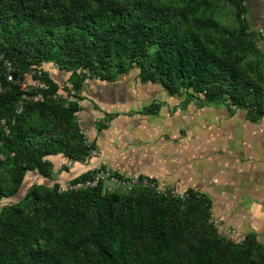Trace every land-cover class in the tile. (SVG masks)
Segmentation results:
<instances>
[{
  "label": "trees",
  "instance_id": "obj_1",
  "mask_svg": "<svg viewBox=\"0 0 264 264\" xmlns=\"http://www.w3.org/2000/svg\"><path fill=\"white\" fill-rule=\"evenodd\" d=\"M225 1L234 8L232 32L192 20L184 0H0V53L19 70L57 63L78 98L87 79L113 82L134 68L141 83L184 94L185 103L219 102L230 115L244 110L256 122L264 118V74L232 56L262 51L246 0ZM3 70L0 60V78ZM45 78L52 91L62 89ZM22 98L16 85L0 93L8 129H0V264H264V244L252 233L240 242L222 238L210 199L192 188L182 201L146 189L58 192L59 183H42L5 202L19 194L28 173L51 178V158L82 163L88 153L73 116L81 106L62 97L29 98L17 114Z\"/></svg>",
  "mask_w": 264,
  "mask_h": 264
},
{
  "label": "rangeland",
  "instance_id": "obj_2",
  "mask_svg": "<svg viewBox=\"0 0 264 264\" xmlns=\"http://www.w3.org/2000/svg\"><path fill=\"white\" fill-rule=\"evenodd\" d=\"M184 2L192 10L190 16L192 20L212 21L217 27L231 32L236 28L234 8L225 0ZM246 5L249 27L262 54L256 56L239 53L232 57L250 73L264 74V0H246ZM218 35L219 33L214 30L211 36L214 39L213 46L220 45ZM47 65L45 63L44 67ZM69 77L67 71H62L59 84L62 89L65 88L61 89L62 91L69 89L67 84ZM261 84L264 88V81ZM85 90L91 97L95 96L93 99L96 103L92 105H96V109L99 110L98 120L101 127L110 119L107 118L109 114L114 115L121 110L131 114V111L135 110L134 118L138 119V122L140 118L146 117L141 115L145 112V105L162 106L160 118L164 119L165 131L164 134L160 133L161 136H165L166 140L182 139L183 143L179 148L173 149L176 145L174 143L170 151L162 148L161 152L167 157L174 155V159L181 157L183 167L176 168L175 171L176 173L183 171L192 188L210 199L211 220L217 227L219 235L225 240L240 242L248 233H252L264 244V118L256 122L250 121L244 110H237L234 115H230L219 102L203 105L195 102L185 103L184 94L169 95L158 84L141 83L137 77V69L134 68L127 74L118 76L113 83L96 78L87 79ZM113 103L117 105L113 107ZM81 104L85 109L90 108V102L85 97ZM103 104L107 108H103ZM78 118L80 125V113ZM150 135L151 132L143 128L133 136L125 131L120 136L128 140L132 138L144 140ZM51 161L54 169L61 170V163L58 164L52 159ZM67 173L64 169L60 172L63 181L67 178ZM42 179L35 171L28 173L19 194L5 199V202H17L35 184L44 183L51 187L55 183L59 185L67 183V181L60 183L58 180L60 178L57 179L54 175L46 181ZM163 184L178 192H186L189 188L181 183Z\"/></svg>",
  "mask_w": 264,
  "mask_h": 264
},
{
  "label": "crops",
  "instance_id": "obj_3",
  "mask_svg": "<svg viewBox=\"0 0 264 264\" xmlns=\"http://www.w3.org/2000/svg\"><path fill=\"white\" fill-rule=\"evenodd\" d=\"M61 74L62 72L59 71L48 72V76L58 83V85L61 83ZM104 82L113 83L114 81ZM85 83L86 81H84L79 93L82 98L85 97L87 100H89L90 108L85 109V107L81 105V110L79 111V126L100 152L98 157L92 158L91 162L93 164L96 166L98 165L112 168L116 172L122 174L150 175L166 184L181 183L182 185H186V187H193L190 184L191 182L188 183V177L185 178V173L183 171L177 173L175 171L176 168L183 167V160L181 157L174 159V155L172 157H167L161 152L162 148L163 150L165 149V151H170V147L172 148L174 143L177 146L174 145L175 147L173 149L176 147L179 148V146L183 143L182 139L166 140L165 136H161V134H164L165 131L164 119H161L162 117L160 116L162 106H159L153 113H147L145 110V112L141 115H145L146 117L140 118L141 120L138 122V119L134 118L135 113L133 111L135 110H132L131 114H127L122 110L114 115L109 114L107 118L110 117V119H108L105 122L106 124L101 127L99 126V123L101 122L98 120V117L100 116L98 113L99 110L96 109V105H92V103H96L94 101L95 96L91 97V94L86 92ZM106 104L112 105L110 103ZM114 105L117 104L113 103V107H115ZM148 105H145V107ZM103 106V108H107L105 104H103ZM123 115H126V117ZM143 128L144 130L147 129L149 133L151 132L150 137H145L144 140H141V138H132V140H128L123 138V136H120L124 131L128 132V135L132 134L133 136L137 132L142 131ZM155 131L158 133H154ZM143 145L145 147H143ZM51 159L53 161L55 160L58 164L61 163L60 165H62L61 170L54 169L53 175L57 176V179H62L60 172L63 169L68 172L67 178L64 181L63 179H58L60 183L61 181H68L73 177L86 173L87 171V166L85 164L80 162H69V160L61 155L55 156ZM173 163H175L176 166ZM56 172L58 175H56ZM46 179L47 178H43L42 180L46 181Z\"/></svg>",
  "mask_w": 264,
  "mask_h": 264
},
{
  "label": "built area",
  "instance_id": "obj_4",
  "mask_svg": "<svg viewBox=\"0 0 264 264\" xmlns=\"http://www.w3.org/2000/svg\"><path fill=\"white\" fill-rule=\"evenodd\" d=\"M0 60L4 70L2 78H0V93L6 89H10L16 85L21 92L24 93V98L17 101L15 105V113L20 114L23 111L24 105L29 98L38 102L46 100H58L64 98L67 102L76 103L81 106L82 100L77 97L76 92L69 87L67 91L57 90L52 91L51 85L45 78V73L49 71H59L60 66L55 62H48L40 66H34L27 70H19L13 63L0 53ZM86 72V70H83ZM79 111H75L73 116L79 125ZM0 129L8 131L6 119L0 120ZM79 132L83 135V143L88 148V153L82 161L87 166L88 177L79 180H69L65 184L58 186V192H78L88 189L99 188L102 194H126L136 189H146L155 192L166 198H178L182 201L189 197L188 192H178L171 189L163 183H160L155 177L150 175H127L118 173L115 170L96 166L91 162L92 158L100 155L99 150L85 136V133L80 127ZM71 162V161H69Z\"/></svg>",
  "mask_w": 264,
  "mask_h": 264
}]
</instances>
